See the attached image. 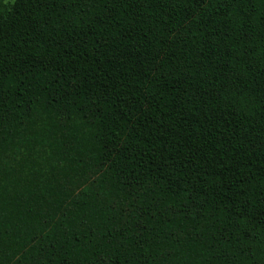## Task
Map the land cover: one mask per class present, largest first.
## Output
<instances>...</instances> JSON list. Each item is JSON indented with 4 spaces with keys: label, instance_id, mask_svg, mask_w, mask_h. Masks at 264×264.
<instances>
[{
    "label": "trees",
    "instance_id": "trees-1",
    "mask_svg": "<svg viewBox=\"0 0 264 264\" xmlns=\"http://www.w3.org/2000/svg\"><path fill=\"white\" fill-rule=\"evenodd\" d=\"M0 264H264V0H0Z\"/></svg>",
    "mask_w": 264,
    "mask_h": 264
}]
</instances>
